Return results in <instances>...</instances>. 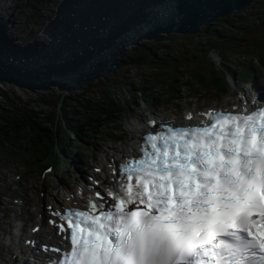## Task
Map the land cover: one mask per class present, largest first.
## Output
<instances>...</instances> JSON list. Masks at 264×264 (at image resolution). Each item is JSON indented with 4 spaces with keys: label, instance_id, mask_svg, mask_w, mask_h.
Here are the masks:
<instances>
[{
    "label": "snow or ice",
    "instance_id": "6c2138e0",
    "mask_svg": "<svg viewBox=\"0 0 264 264\" xmlns=\"http://www.w3.org/2000/svg\"><path fill=\"white\" fill-rule=\"evenodd\" d=\"M200 115L142 137L107 210L56 213L70 251L49 264H264V106Z\"/></svg>",
    "mask_w": 264,
    "mask_h": 264
},
{
    "label": "water",
    "instance_id": "95a60500",
    "mask_svg": "<svg viewBox=\"0 0 264 264\" xmlns=\"http://www.w3.org/2000/svg\"><path fill=\"white\" fill-rule=\"evenodd\" d=\"M253 0H59L41 31L17 43L0 19V82L29 90L70 92L121 65V55L161 34L201 26Z\"/></svg>",
    "mask_w": 264,
    "mask_h": 264
},
{
    "label": "rangeland",
    "instance_id": "374dc122",
    "mask_svg": "<svg viewBox=\"0 0 264 264\" xmlns=\"http://www.w3.org/2000/svg\"><path fill=\"white\" fill-rule=\"evenodd\" d=\"M56 1L57 0H53L51 5H48V9L43 10V17L41 19V24L39 25L35 23L36 18H32L31 16V13L34 16L38 15V13L35 14L30 12V8L26 7V12H29V16L26 18V20H28L30 24L34 25V28L31 29L30 26H21V31L24 32L25 30H28L31 32V35L33 34L32 37H34L35 40H42L43 37L39 33V30L46 21V19H44V15L46 17H51ZM238 14H240L241 17L232 15V17H227V21L223 23L218 21L215 24H212L207 32V35H212V33H214L216 30L219 31L221 36L216 34L217 43H214V45L221 56L222 63L225 66H220L219 64L213 62L214 60H212L210 55L204 51L202 45H199V42H195L196 40L193 38V35H196V33H191L192 35L165 34L157 40L145 42V47L142 45L134 47L132 46L133 48L130 50V52H143L150 62L155 61V55L151 52L164 55L167 49L174 52L176 51L177 53L175 56L182 53H185V56H190H183V58H185L183 60L185 63L181 65V67H177L179 65L178 62L174 63L176 64L175 67L167 74H164L163 71L154 67L153 63H150V67H152L151 69L148 68V62L144 65L140 63L133 65L131 60L126 61V64L123 63V67L115 69L116 71L114 72V75H111L113 77V88L115 91H113L114 95L112 98L115 103L121 104L124 109V114L121 117L123 124L125 126H130L131 123L137 121L136 118L140 112L143 113V111H145L146 114V110H155L159 113L154 104L147 107L143 99H140V95L137 90L138 87L144 83L145 78L148 82L147 86H150L154 80L158 79L157 76L159 75H165L172 78L175 76L176 78L173 80L176 81V84H173L172 88L180 91L178 94L179 96L173 101L162 104L167 110H172L175 106H178L179 109H184L186 107L199 108L205 105H221L230 101L234 102V99L237 98L236 92L238 90L232 92L231 90H226L225 86V67H227L228 64L232 65L234 69L239 68V74L241 76L242 72L248 71V69L249 71L255 69V71L259 74L264 73V27H258L264 22V4L260 2L257 4V7L254 8L253 5L252 7L243 9V12ZM202 38L207 39V37ZM227 40L229 42H227ZM159 44H161L162 47ZM180 44H184V46H180ZM209 48V46H206L207 50ZM165 68L169 69L170 67L165 64ZM181 72H183V74H181ZM107 75L109 74H106V76ZM184 81L191 82L193 84L180 87V85L185 84ZM196 83L200 85L197 86ZM156 87L161 88L160 85H156ZM0 88L5 90L9 95H18L21 98L19 100H15L13 98L2 100L3 107H8L10 109V114H6L7 117L16 110L15 112L17 115L15 114L13 117L11 116V118H19L23 120V118H20V116L23 115L22 113L26 110L40 109L43 111H49L51 108H53V99L49 96L46 98L43 97H45L44 94L47 92H56V89L32 92L27 88L21 89L5 83H1ZM15 89L17 92L19 91L21 93H15ZM188 89H198L209 94H205L206 96L194 95L192 97L182 99L181 97L187 94ZM106 93H109L107 84H104L103 81H93L87 85L78 87L73 92L69 93V96H72L73 98L77 96L78 99H70L68 104L74 108H78L82 104L80 102L79 96H81L84 100H91L95 101L96 103H101ZM169 95H171V93H169ZM239 99H241V97H239ZM42 100L44 104H41ZM127 105L129 106L127 107ZM99 114L103 116V113ZM4 119V112L0 110V126L3 125ZM0 130L2 131L3 128L0 127ZM109 132L110 131H107L102 135H105ZM106 139L107 138H102L100 140L98 139L99 141L95 146L87 149L85 152L83 151L82 153H91L92 150L95 149V153L100 155L99 150L101 147L105 146V143L107 142ZM2 148L6 149L7 146L3 145ZM4 171L6 172V170Z\"/></svg>",
    "mask_w": 264,
    "mask_h": 264
},
{
    "label": "trees",
    "instance_id": "16d2710c",
    "mask_svg": "<svg viewBox=\"0 0 264 264\" xmlns=\"http://www.w3.org/2000/svg\"><path fill=\"white\" fill-rule=\"evenodd\" d=\"M53 0L47 1V0H12V3L15 5L13 10L15 11V15L13 18L24 21L27 23H30L26 18L29 16V12H26L25 8L29 7L30 12H33L35 14L38 13V15L34 16L31 13L32 18L35 19V23L41 24V19L43 17V10L48 9V5H51ZM41 9V10H39ZM47 17L44 15V19ZM23 22V24H24ZM142 46L145 47V44ZM133 48V47H132ZM131 48V49H132ZM126 50L125 54L122 57V60L130 61L133 62V65L141 62L146 56L139 55V54H133L131 55L130 50ZM153 53V52H151ZM155 55V53H154ZM156 56V55H155ZM157 57V56H156ZM154 64H161L160 61L155 60L153 62ZM108 77L102 78L100 81H103L104 84H107V88L109 89V93H106L103 101L101 103H96L95 101L93 103H89L88 101L90 100H83L80 101L82 104L78 107L80 110L78 112H75V108L71 106L70 108H66V106H69L68 101L70 99H78L76 96L73 98L72 96L68 95H63L62 93H52V96L55 99V104L59 103V112L61 114L62 119L66 120L67 125L69 126L71 124L72 129L76 134H80L77 130V126L79 125L77 123V114H79L82 117H85L83 115L84 111H87V115H98L99 113L105 112V114H111L113 112H118L119 107L118 105L115 104L113 100V91H114V86H113V79H110L109 81L107 80ZM110 78V77H109ZM115 92V91H114ZM0 95L2 96L3 99H9V95L0 88ZM97 101V100H96ZM55 104L53 108H55ZM53 108L50 110V113L57 116V112L53 111ZM0 109L3 110V105L0 103ZM81 109H83L81 111ZM49 113V112H48ZM17 115L16 112H13L11 115L12 117L14 115ZM46 117V118H45ZM20 118H23V120L19 118H8L3 120V125L0 126L3 128V130H0V133L2 136H7L8 140L14 145H16L17 148H22V149H35V146L41 147L38 150H47L52 147L53 142L55 141V134L52 130L45 129L46 127H43L41 125V122L39 121L40 119H48L49 121L52 120V118L47 117V114H43V116H38V113L36 115L33 114H28L25 113L24 115H21ZM87 123H92L91 120L88 121ZM41 125V126H39ZM59 126V121L57 124V127ZM7 130V134H6ZM60 129L57 130V132ZM84 133V130L81 132ZM0 134V135H1ZM26 143L25 144V140ZM35 157V155H34Z\"/></svg>",
    "mask_w": 264,
    "mask_h": 264
},
{
    "label": "bare ground",
    "instance_id": "6f19581e",
    "mask_svg": "<svg viewBox=\"0 0 264 264\" xmlns=\"http://www.w3.org/2000/svg\"><path fill=\"white\" fill-rule=\"evenodd\" d=\"M262 93H264V92H262ZM156 124H157L158 127L161 125V124H158V123H156ZM133 128H132V130H133ZM121 150H124L126 152V151H129L130 149L128 148V149L125 150L124 146H121V145H119V146H108V150L107 151H103V156L102 157L104 159H107L106 163H103V165L107 166L108 162H111L110 158L111 157H115L116 155H118V153ZM108 170L110 171V169H108Z\"/></svg>",
    "mask_w": 264,
    "mask_h": 264
},
{
    "label": "clouds",
    "instance_id": "9594fccd",
    "mask_svg": "<svg viewBox=\"0 0 264 264\" xmlns=\"http://www.w3.org/2000/svg\"><path fill=\"white\" fill-rule=\"evenodd\" d=\"M172 34H176V33H172ZM166 35H168V34H166ZM187 35H191V33H189V34H187ZM147 42H152V41H147ZM161 47H162V45L161 44H159ZM151 48V47H150ZM153 53H155V52H153ZM110 75V74H109Z\"/></svg>",
    "mask_w": 264,
    "mask_h": 264
}]
</instances>
